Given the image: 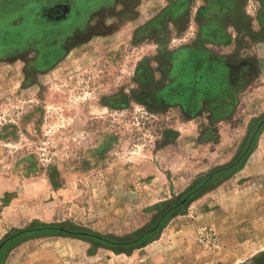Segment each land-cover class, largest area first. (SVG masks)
Wrapping results in <instances>:
<instances>
[{
  "label": "rangeland",
  "instance_id": "obj_1",
  "mask_svg": "<svg viewBox=\"0 0 264 264\" xmlns=\"http://www.w3.org/2000/svg\"><path fill=\"white\" fill-rule=\"evenodd\" d=\"M28 1L0 0V243L67 231L9 239L0 264H264V125L235 162L264 116L261 1L235 0L214 42L207 0H76L88 27L53 51L12 33ZM200 39L241 70L223 116L155 98Z\"/></svg>",
  "mask_w": 264,
  "mask_h": 264
},
{
  "label": "trees",
  "instance_id": "obj_2",
  "mask_svg": "<svg viewBox=\"0 0 264 264\" xmlns=\"http://www.w3.org/2000/svg\"><path fill=\"white\" fill-rule=\"evenodd\" d=\"M38 1V0H37ZM46 0L45 2H42L41 5L46 6L45 4L49 3V1ZM109 0H91L88 4L89 6H99L100 4H106ZM262 3V6L260 7V13L262 12V15L264 14V0H260ZM30 2V3H29ZM47 2V3H46ZM51 2V1H50ZM29 4L33 6V3H37L35 0L28 1ZM38 4V3H37ZM32 6L30 7L31 15L35 11H33ZM235 7V0H207V5L205 6V29L201 32V37L203 39H210L211 41L218 42L219 38L224 37L223 35H220V31L224 27L227 20L230 21L233 15L232 12H236ZM48 8V7H46ZM23 9V8H22ZM29 12V9L25 8L23 15H27ZM29 14L28 17L24 20V24L22 26V29L24 30L23 33H19V30L12 32L15 35L19 34L22 35L23 39V46L25 44L33 45L31 48H34L35 46L39 47L40 44H44L41 48H45L46 46H51L53 44L49 45L50 40L53 38H50L47 40L46 34L39 29L35 31H31L33 29V26H29L28 28L25 26L27 20H29ZM17 13V12H15ZM34 14V13H33ZM14 15V14H13ZM17 15V14H16ZM30 15V16H31ZM259 15V22L260 27L264 28V16ZM15 17V16H14ZM228 22V21H227ZM28 25V23H27ZM3 25H0V28ZM25 27V28H24ZM10 29V28H6ZM5 27L3 29H0L2 33H0V43L1 40H3V33L6 31ZM213 29V30H212ZM34 30V29H33ZM211 31H215V34H211ZM35 32V33H34ZM71 32L63 31L60 33V35L63 36V34L70 35ZM14 35V36H15ZM58 35V36H60ZM57 36V35H56ZM200 37V38H201ZM31 41V42H30ZM51 51L55 49V47H50ZM27 49V47H25ZM43 49L42 51H44ZM41 51V52H42ZM170 73L172 83L168 84L165 88L161 89L160 91L156 92V97L159 99L167 102V103H174L181 106L186 111H191L193 108H201L204 106L205 101H210L209 110H211L215 116H223L226 115L227 112L230 110L232 105L234 104V93L236 91L232 92L231 94H228L225 92V87L223 86L224 80L221 78L220 74H218L217 71H215V65L218 63L216 60V54L213 53L210 49L206 48L204 43L200 40L196 41L193 46H183L179 47L178 49H175V51H172L170 53ZM220 71V70H219ZM223 96V97H222ZM208 109V108H207ZM264 125V116L260 118V120L257 122L256 127L251 132L249 136V142L246 145V148L242 151V153L239 155L238 159L235 161L241 160L247 153L248 147L253 142V138L255 137V133ZM234 164V163H233ZM218 169L217 171H219ZM215 172L213 174L207 175L205 180H203L202 183L198 185L201 186V184L211 180L214 176ZM196 186V188H198ZM197 190L200 189H193L191 192H189L188 195L194 194ZM182 202V201H181ZM181 203H177L175 206H173L167 213H171L172 211H175L177 205ZM166 213V214H167ZM55 231H67V229L63 228L62 226L58 225H35L31 226L25 229H21L16 231L9 237V239L12 238H19L24 237L30 234L35 233H42V232H55ZM81 234H84L96 241L105 243L106 245H115L118 243V241L110 240L109 238H106L102 235L96 234V233H89V232H80ZM140 236L137 237V239H132L129 242H137L141 239ZM7 239V240H9ZM7 240H4L0 243V249L7 243Z\"/></svg>",
  "mask_w": 264,
  "mask_h": 264
},
{
  "label": "flooded vegetation",
  "instance_id": "obj_3",
  "mask_svg": "<svg viewBox=\"0 0 264 264\" xmlns=\"http://www.w3.org/2000/svg\"><path fill=\"white\" fill-rule=\"evenodd\" d=\"M48 1L49 3H47ZM48 1L46 2L47 4H45L46 6H43L41 4L44 1L41 2L36 0L38 4L33 3V6L31 5L33 11L35 9V11L33 12L34 14L32 13V15L30 12L31 8H29V12L31 16L29 15L28 18L29 20H27L25 26L27 28L29 26H33L34 30L31 29L32 32L39 29L40 31L44 32L47 35L46 38L48 40L52 38V36L55 39L63 31H66L67 33L68 32L72 33V31L73 32L77 30L83 31L87 29L89 16H88V9L84 7V3H80L76 0H48ZM27 15H25V17L23 18L22 25L15 28L16 31L19 30V33L24 32L22 26L25 22L24 20L28 17ZM20 38L23 39L22 35L20 36ZM215 68H216L215 71H217L218 74H220L221 78L224 80L225 84L223 86L225 87V92L232 95V92L238 88L237 74L240 76L241 70L238 68V66L235 63H230V62H225V65H222V67H219L216 64ZM203 107L209 108V106L206 105H204Z\"/></svg>",
  "mask_w": 264,
  "mask_h": 264
}]
</instances>
